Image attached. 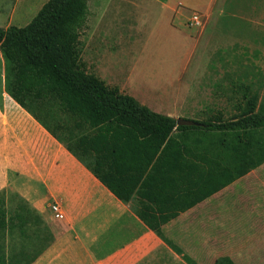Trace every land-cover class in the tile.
<instances>
[{"label":"trees","instance_id":"1","mask_svg":"<svg viewBox=\"0 0 264 264\" xmlns=\"http://www.w3.org/2000/svg\"><path fill=\"white\" fill-rule=\"evenodd\" d=\"M88 12V0H47L25 26L0 27V50L13 70L9 95L118 199L135 196L138 217L162 237L161 226L178 212L264 162V96L232 85L240 95L226 118L156 113L86 71L79 46ZM53 102L71 123L62 137L47 126L49 115L37 111ZM215 264L233 263L222 257Z\"/></svg>","mask_w":264,"mask_h":264},{"label":"crops","instance_id":"2","mask_svg":"<svg viewBox=\"0 0 264 264\" xmlns=\"http://www.w3.org/2000/svg\"><path fill=\"white\" fill-rule=\"evenodd\" d=\"M171 7L167 9L170 21L188 32L184 9ZM187 35L193 45L198 44ZM99 71L98 63L92 73L127 93L119 81ZM199 91V87L188 88L190 97L180 103L138 101L175 119L219 116L216 107L202 102ZM12 115L10 143L3 150L9 153L12 167L1 180L9 179L7 195L18 194L27 206L13 216V228L17 222L25 226L30 212L38 214L47 227L40 246L13 245V264H215L222 257L233 264H264V162L161 226L162 237L177 251L138 217L135 196L127 202L118 199L16 102ZM147 174L148 170L140 180ZM52 203L59 205L63 218L53 215Z\"/></svg>","mask_w":264,"mask_h":264},{"label":"rangeland","instance_id":"3","mask_svg":"<svg viewBox=\"0 0 264 264\" xmlns=\"http://www.w3.org/2000/svg\"><path fill=\"white\" fill-rule=\"evenodd\" d=\"M46 1L0 0V27L25 26ZM171 5L184 9L188 32L170 21ZM88 8L79 46L84 68L92 72L99 63L101 76L119 81L137 100L180 103L190 97L188 88L199 87L202 102L226 118L240 95L231 92L232 85H249L260 99L264 96V0H88ZM193 12L200 15L201 24L189 27L186 21ZM12 79V63L0 50V249H6L0 250L5 251L0 264H13V245L40 246L47 230L33 212L27 214L25 226L17 222L13 228V216L27 206L18 194L7 195L10 180H1L12 167L9 153L3 152L10 143L15 103L9 95ZM37 111L49 115L46 124L59 137L71 126L54 102L47 111Z\"/></svg>","mask_w":264,"mask_h":264},{"label":"built area","instance_id":"4","mask_svg":"<svg viewBox=\"0 0 264 264\" xmlns=\"http://www.w3.org/2000/svg\"><path fill=\"white\" fill-rule=\"evenodd\" d=\"M187 26H199L201 24L200 15L196 12L191 13L186 21ZM50 209L56 218H63V213L57 203H52Z\"/></svg>","mask_w":264,"mask_h":264},{"label":"water","instance_id":"5","mask_svg":"<svg viewBox=\"0 0 264 264\" xmlns=\"http://www.w3.org/2000/svg\"><path fill=\"white\" fill-rule=\"evenodd\" d=\"M176 123L177 124H180V123H182V124H193V125H198L199 124L196 121H183V120H177Z\"/></svg>","mask_w":264,"mask_h":264}]
</instances>
